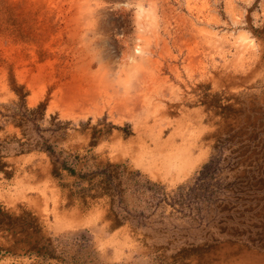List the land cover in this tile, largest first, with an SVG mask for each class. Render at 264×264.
Listing matches in <instances>:
<instances>
[{
    "label": "rangeland",
    "instance_id": "1",
    "mask_svg": "<svg viewBox=\"0 0 264 264\" xmlns=\"http://www.w3.org/2000/svg\"><path fill=\"white\" fill-rule=\"evenodd\" d=\"M92 6L0 0V264H264V0Z\"/></svg>",
    "mask_w": 264,
    "mask_h": 264
},
{
    "label": "clouds",
    "instance_id": "2",
    "mask_svg": "<svg viewBox=\"0 0 264 264\" xmlns=\"http://www.w3.org/2000/svg\"><path fill=\"white\" fill-rule=\"evenodd\" d=\"M89 3L93 5L88 14L90 22L86 21L88 27L82 30L80 47L83 49L84 54L92 65L98 63L97 68L102 66L110 68V66L101 59L104 49L100 42L104 40V35L102 32L98 31V25L101 19L100 10L110 6L112 10H120L125 13L131 12L133 25L137 32L152 31L158 28L162 23L158 7H153V0H114V2L111 3L110 0H89ZM150 57L151 50L149 48H135L126 58L123 53L122 59H124L128 65L133 66V69H136L138 65L146 63ZM116 82L124 90L131 87L130 82L124 83L119 80Z\"/></svg>",
    "mask_w": 264,
    "mask_h": 264
},
{
    "label": "trees",
    "instance_id": "3",
    "mask_svg": "<svg viewBox=\"0 0 264 264\" xmlns=\"http://www.w3.org/2000/svg\"><path fill=\"white\" fill-rule=\"evenodd\" d=\"M217 159L218 157L216 155H211L209 159L202 164L199 174L194 182L195 184H193L191 187L188 188V190H186L187 196L193 193L196 187H208L213 172L217 170ZM109 178L114 179L115 176L111 174Z\"/></svg>",
    "mask_w": 264,
    "mask_h": 264
}]
</instances>
